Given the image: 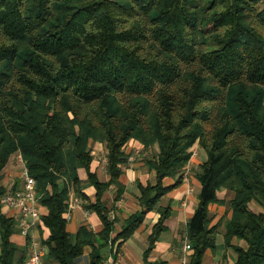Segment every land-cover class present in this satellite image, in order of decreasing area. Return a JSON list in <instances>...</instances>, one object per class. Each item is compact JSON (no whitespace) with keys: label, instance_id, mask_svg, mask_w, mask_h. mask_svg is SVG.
<instances>
[{"label":"trees","instance_id":"16d2710c","mask_svg":"<svg viewBox=\"0 0 264 264\" xmlns=\"http://www.w3.org/2000/svg\"><path fill=\"white\" fill-rule=\"evenodd\" d=\"M131 142L143 148L138 162L156 182L139 186L141 211L112 238L116 220L103 200L112 187L115 202L124 193ZM98 144L107 160L104 182L92 171ZM197 146L206 159L187 226L188 264L216 254L225 218L234 264H264V0H0L1 264H16L19 252L2 204L5 169L17 154L46 210L51 263L76 264L91 247L90 264H102L103 245L92 231H68L71 193L100 217L101 240L119 250L182 182ZM170 178L175 184L164 185ZM223 191L233 198L221 199ZM216 205L229 211L212 224ZM171 212L158 208L143 264H166L148 255Z\"/></svg>","mask_w":264,"mask_h":264},{"label":"crops","instance_id":"0c3cea01","mask_svg":"<svg viewBox=\"0 0 264 264\" xmlns=\"http://www.w3.org/2000/svg\"><path fill=\"white\" fill-rule=\"evenodd\" d=\"M157 148L152 151H157ZM104 151L103 145L98 144L95 147V160L92 165V171L96 172L101 181L109 179L107 174L104 155L100 152ZM133 155L137 154V161L129 162L124 168V174L121 181L125 187L124 193L121 198L115 202L116 189L113 187L108 190L104 195V202L110 209V217L116 220V231L112 234L115 238L122 230L126 219L132 214L141 211L139 204L140 188L139 186H146L147 184H155L156 174L154 171H149L143 163L138 160L143 158V148L136 142H131L128 148ZM138 152V153H137ZM206 159V153L200 147H195L194 156L191 161V170L189 176L183 177L182 182L161 199L156 208L149 212L143 224L134 232V234L125 241L118 250L111 241L105 243L98 236V233L103 229V224L97 213L86 208L87 201L74 192L71 193L69 206L66 212L68 219V231L76 235L82 226H85L89 231L96 235V245L103 247L100 250V255L103 257L102 264H143L146 252L150 247V236L153 233L154 226L158 223L160 214L158 213L159 207H171V216L165 221L167 227L159 240L156 242L153 251L148 255L149 262H166V264H182V259L185 256L187 259L191 255V250L185 251L184 247L188 243L186 239L187 226L195 211L199 206V194L201 190V183L198 179L200 172L199 164ZM22 165L17 160L12 162L5 169L3 185L6 189L9 186L20 188L22 185ZM82 180H87V174L84 170L80 171ZM175 179H166L164 185H174ZM87 186V185H86ZM85 194L92 202L96 201V191L93 187L87 186L84 189ZM221 199L227 201L233 198L232 193L223 191L219 194ZM3 208L4 214L12 217L15 222V233L12 236V242L17 246L19 252L16 254V264H27L31 254V247L33 241L38 244L39 249L44 253L42 264H53L49 260V246L45 243L50 231L43 225L38 224L32 231L30 236H24L20 233L18 227V216L15 211ZM41 210L46 213L45 209ZM229 211V206H212L211 216L213 223L216 224L223 219ZM230 216V214H229ZM228 216V217H229ZM227 217V218H228ZM226 218L223 220L222 226L219 229V235L223 236L222 251L219 250V242L217 240L218 249L216 254L208 251L204 258L205 264H234L236 262V253L232 248H227L224 242V234ZM2 232L0 230V256L2 254ZM234 244L246 248L247 245L244 241H233ZM93 249L86 247L84 254L76 260V264H90L91 254ZM1 261V260H0ZM1 264V262H0Z\"/></svg>","mask_w":264,"mask_h":264},{"label":"built area","instance_id":"2783aa9c","mask_svg":"<svg viewBox=\"0 0 264 264\" xmlns=\"http://www.w3.org/2000/svg\"><path fill=\"white\" fill-rule=\"evenodd\" d=\"M101 154L104 155V160L107 163L105 152L102 151ZM137 156V154L131 156L129 162H134ZM14 159L19 161V163L23 167L22 185L17 189H13L11 186H9L7 193L2 199V204L4 208L15 211L18 216L19 231L22 235L27 237L31 235L32 231L37 227L38 224H42V211L36 191V180L30 176L24 160L20 154H17ZM190 170L191 161L188 163L184 170L185 178L189 176ZM184 249L185 251H189L191 249L190 244L187 243ZM43 258L44 253H42V251L39 249L38 244L33 241L31 254L29 256L27 264H42ZM182 264H188V259L185 256L182 259Z\"/></svg>","mask_w":264,"mask_h":264},{"label":"rangeland","instance_id":"374dc122","mask_svg":"<svg viewBox=\"0 0 264 264\" xmlns=\"http://www.w3.org/2000/svg\"><path fill=\"white\" fill-rule=\"evenodd\" d=\"M101 153H102V151H101ZM5 210L8 211L6 208H5ZM222 239H223V236L222 235H219L218 236L219 245L222 244ZM219 250H220V252L223 250L221 245L219 246Z\"/></svg>","mask_w":264,"mask_h":264}]
</instances>
